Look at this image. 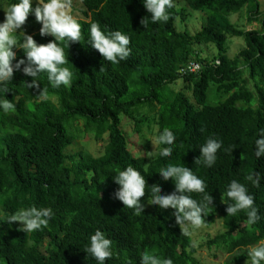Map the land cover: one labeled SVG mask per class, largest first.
Masks as SVG:
<instances>
[{"label": "trees", "instance_id": "16d2710c", "mask_svg": "<svg viewBox=\"0 0 264 264\" xmlns=\"http://www.w3.org/2000/svg\"><path fill=\"white\" fill-rule=\"evenodd\" d=\"M78 1L79 15L69 12L80 24L81 41L59 42L73 72L71 86L52 88L42 74L39 88H27L25 82L33 78L14 71L9 90L0 93V99L15 105L12 112L0 110V264H97L84 250L97 229L112 241L113 254L105 264H140L144 251L170 258L172 264H202L192 236L181 233L174 210L151 204L156 184L162 194L175 189L171 178L164 181L158 172L169 163L191 168L205 182L211 205L203 227L220 220L223 228L208 239V246L228 254L222 264H246L242 252L264 243V157L254 154L258 131L264 128V11L259 0H173L168 20L156 23L142 0ZM14 2L0 0V21L3 7ZM244 6L249 22L258 20L261 30L243 29L231 20ZM193 11L205 13L201 28L180 30L179 23ZM144 18L147 27L141 24ZM92 23L106 34H126L129 56L116 64L105 61L88 44ZM31 35L38 44L54 40L41 37L39 29ZM15 36L19 43L22 36ZM234 36L243 37L245 45L230 57L228 39ZM202 44H213L217 53L202 55ZM13 51L15 64L24 53ZM192 60L200 69L184 70ZM179 79L184 87L174 90L171 85ZM43 88L49 98L41 102L35 97ZM143 107L148 111L141 115ZM127 119L137 133L144 124H157L156 138L169 129L175 136L171 156L160 157L164 145L159 144L152 154L149 144L134 151L122 126ZM81 133L101 142L103 151H70ZM208 138L219 140L222 148L211 167L196 165L200 145ZM127 166L146 181L139 214L114 196L119 185L112 170ZM249 175L258 183L247 180ZM232 180L252 195L256 223L248 224L243 211L227 216L231 201L226 189ZM190 195L198 202L202 196ZM29 206L51 208L47 227L26 233L18 230L20 222H2Z\"/></svg>", "mask_w": 264, "mask_h": 264}, {"label": "clouds", "instance_id": "9594fccd", "mask_svg": "<svg viewBox=\"0 0 264 264\" xmlns=\"http://www.w3.org/2000/svg\"><path fill=\"white\" fill-rule=\"evenodd\" d=\"M144 8L150 13L153 23L168 20V9L173 7V0H142ZM70 0H16L3 7L5 15L0 21V93H6L7 85L11 82L14 71H22L26 76L33 79L25 82L27 88H39L38 83L42 74L46 75L47 81L52 88L60 86L70 87L73 72L68 65V57L59 42L81 41V27L76 19L68 11ZM33 14L35 21L41 26L39 35L41 37L50 35L54 40L46 44H38L32 35L25 33L22 26L25 24L29 14ZM141 24L147 27L146 18ZM18 29L23 34L18 43L14 35ZM88 44L98 50L105 61L112 64L118 63L129 56V37L121 31H113L106 34L96 23H92L88 30ZM23 50L24 58L16 59L13 47ZM24 67L21 69V65ZM102 70V68L100 69ZM38 101L48 100V92L43 88L35 97ZM0 110L9 113L15 110L14 103L9 99H0ZM175 136L165 128L152 144L164 145L159 151L160 157H170L173 151ZM222 148L219 140L208 138L200 145V156L195 160L196 165L203 164L211 167L217 159V151ZM230 149H224L229 151ZM255 156L264 157V128L259 129L258 138L255 140ZM112 179L119 185L114 196L127 208H131L139 214L143 211L141 197L145 196V178L136 168L127 166L123 170L113 169ZM162 180L171 178L175 189L169 194H162L159 184L151 188V204L161 209L172 208L176 223L180 226L181 233L191 237L192 229L203 226L204 219L208 215V206L211 205V197L205 191V182L194 174L193 170L185 165L167 164L159 169ZM254 184L258 183L252 175L246 178ZM202 194L200 201L193 199L190 194ZM226 197L231 203H227V216L233 217L238 212L246 214L248 224H254L259 219L258 208L254 204L252 195L247 192L244 184L232 180L228 183ZM224 201V198L222 196ZM53 213L51 208L29 206L20 208L7 215L2 222H20L18 230L26 233L47 227ZM112 241L105 233L97 229L90 235L88 244L84 250L95 259L97 264H105L112 256ZM247 261L250 264H264V243L247 247ZM140 264H172L170 258H159L149 251L140 254Z\"/></svg>", "mask_w": 264, "mask_h": 264}, {"label": "rangeland", "instance_id": "374dc122", "mask_svg": "<svg viewBox=\"0 0 264 264\" xmlns=\"http://www.w3.org/2000/svg\"><path fill=\"white\" fill-rule=\"evenodd\" d=\"M73 7L70 5L68 11L72 12L74 17L79 15V1L72 0ZM260 8L264 11V0H259ZM231 20L240 28L243 29H262V24L257 20L253 22H249L248 20V7L244 6L240 11L233 13L231 15ZM205 21V13L202 11H193L191 16L183 23H179L180 30L187 28L192 33L199 30L202 24ZM40 28V24L35 21L34 15L31 13L28 15L25 24L22 26V30L27 34H32ZM18 32L14 35H20L23 37V34L20 33V29L17 30ZM18 42V40H17ZM245 45V41L243 37L234 36L229 37L228 39V55L230 57L234 56L243 46ZM201 50L202 55L212 56L217 53V49L213 44H202L199 47ZM13 49L15 50L16 47L14 46ZM171 87L174 90H179L184 87V83L182 79L176 81V83L172 84ZM209 101L211 100V96L209 97ZM144 108V107H143ZM148 111V108L139 109L141 115ZM147 123V122H146ZM148 124V123H147ZM151 126L148 127L146 124L142 126V133H137L134 131V124L130 122L128 119L127 121H123L122 126L124 127L125 131L128 133L130 138V147L134 151H138L144 149L146 144L150 145V153L152 154L157 150L158 144L155 146L152 144V141L156 139V130L158 125L157 124H150ZM76 126H78L81 130L83 129L82 121H78ZM79 150L91 152L92 154H99L103 151V144L101 142H96L90 136H84L81 133L80 138H77L75 144L70 148V151L77 152ZM192 238L193 244L196 248V257L200 260L202 264H222L226 258L228 257L227 253L218 250L215 247L208 246V239L210 237L215 236L219 232L223 231L222 224L220 220H217L216 223L212 227H201L199 229H192Z\"/></svg>", "mask_w": 264, "mask_h": 264}, {"label": "built area", "instance_id": "2783aa9c", "mask_svg": "<svg viewBox=\"0 0 264 264\" xmlns=\"http://www.w3.org/2000/svg\"><path fill=\"white\" fill-rule=\"evenodd\" d=\"M218 62V60H217ZM219 63V62H218ZM201 67L200 63H197L195 61H190L187 65V67L184 70H188V71H197L199 70Z\"/></svg>", "mask_w": 264, "mask_h": 264}]
</instances>
